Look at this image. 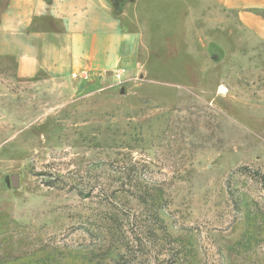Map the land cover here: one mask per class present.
Instances as JSON below:
<instances>
[{
    "label": "rangeland",
    "instance_id": "obj_1",
    "mask_svg": "<svg viewBox=\"0 0 264 264\" xmlns=\"http://www.w3.org/2000/svg\"><path fill=\"white\" fill-rule=\"evenodd\" d=\"M236 18L89 95L0 59V264H264V46Z\"/></svg>",
    "mask_w": 264,
    "mask_h": 264
},
{
    "label": "crops",
    "instance_id": "obj_2",
    "mask_svg": "<svg viewBox=\"0 0 264 264\" xmlns=\"http://www.w3.org/2000/svg\"><path fill=\"white\" fill-rule=\"evenodd\" d=\"M254 10H264V0H7L0 59L14 61L20 81L58 83L61 96L89 95L126 79L143 49L157 59L176 44L202 48V32L216 30L202 31L213 23L209 13L235 12L244 43L264 46V18Z\"/></svg>",
    "mask_w": 264,
    "mask_h": 264
},
{
    "label": "water",
    "instance_id": "obj_3",
    "mask_svg": "<svg viewBox=\"0 0 264 264\" xmlns=\"http://www.w3.org/2000/svg\"><path fill=\"white\" fill-rule=\"evenodd\" d=\"M221 94H224L225 92L220 91ZM12 186H17V177H13L11 179Z\"/></svg>",
    "mask_w": 264,
    "mask_h": 264
},
{
    "label": "trees",
    "instance_id": "obj_4",
    "mask_svg": "<svg viewBox=\"0 0 264 264\" xmlns=\"http://www.w3.org/2000/svg\"><path fill=\"white\" fill-rule=\"evenodd\" d=\"M255 14L261 16V14L264 12V10H254L253 11ZM244 169H247V168H244Z\"/></svg>",
    "mask_w": 264,
    "mask_h": 264
},
{
    "label": "built area",
    "instance_id": "obj_5",
    "mask_svg": "<svg viewBox=\"0 0 264 264\" xmlns=\"http://www.w3.org/2000/svg\"><path fill=\"white\" fill-rule=\"evenodd\" d=\"M86 76H87V72H83V78H84V79L86 78ZM72 77L75 78L76 76L73 75ZM76 78H77V77H76Z\"/></svg>",
    "mask_w": 264,
    "mask_h": 264
},
{
    "label": "bare ground",
    "instance_id": "obj_6",
    "mask_svg": "<svg viewBox=\"0 0 264 264\" xmlns=\"http://www.w3.org/2000/svg\"><path fill=\"white\" fill-rule=\"evenodd\" d=\"M222 92H224L225 90L224 89H221Z\"/></svg>",
    "mask_w": 264,
    "mask_h": 264
}]
</instances>
